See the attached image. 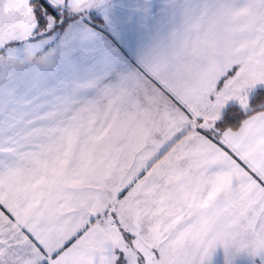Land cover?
I'll return each instance as SVG.
<instances>
[{
  "label": "snow or ice",
  "instance_id": "6c2138e0",
  "mask_svg": "<svg viewBox=\"0 0 264 264\" xmlns=\"http://www.w3.org/2000/svg\"><path fill=\"white\" fill-rule=\"evenodd\" d=\"M0 264H264V0H0Z\"/></svg>",
  "mask_w": 264,
  "mask_h": 264
}]
</instances>
